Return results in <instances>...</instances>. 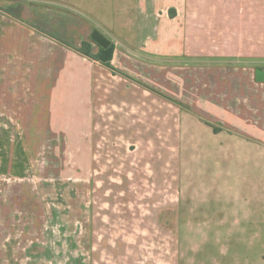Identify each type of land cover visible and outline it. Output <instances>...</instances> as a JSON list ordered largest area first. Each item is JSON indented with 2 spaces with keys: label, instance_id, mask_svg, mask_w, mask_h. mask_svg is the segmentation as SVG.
Wrapping results in <instances>:
<instances>
[{
  "label": "crops",
  "instance_id": "0c3cea01",
  "mask_svg": "<svg viewBox=\"0 0 264 264\" xmlns=\"http://www.w3.org/2000/svg\"><path fill=\"white\" fill-rule=\"evenodd\" d=\"M8 8L0 12V78H42L46 123L62 116L58 129L69 118L93 131L106 103L124 131L142 124L157 137L164 119L149 128L147 116L166 114L165 131L179 136L185 104L187 162L210 180L200 193L217 203L208 226L223 242L264 243V0H10ZM96 30L115 45V70L74 48L90 41L97 52ZM218 258L264 264V254L236 250Z\"/></svg>",
  "mask_w": 264,
  "mask_h": 264
},
{
  "label": "rangeland",
  "instance_id": "374dc122",
  "mask_svg": "<svg viewBox=\"0 0 264 264\" xmlns=\"http://www.w3.org/2000/svg\"><path fill=\"white\" fill-rule=\"evenodd\" d=\"M41 84L0 78V264H220L228 250L264 254L252 237L223 242L208 226L217 203L187 162L185 104L179 136L165 131L166 114L147 116L149 128L164 119L157 137L142 124L124 131L106 103L95 130L69 118L58 129L62 116L44 121Z\"/></svg>",
  "mask_w": 264,
  "mask_h": 264
},
{
  "label": "trees",
  "instance_id": "16d2710c",
  "mask_svg": "<svg viewBox=\"0 0 264 264\" xmlns=\"http://www.w3.org/2000/svg\"><path fill=\"white\" fill-rule=\"evenodd\" d=\"M74 48L80 53L97 61H100L102 64L106 65L107 67L114 69V67L111 64L115 49L114 43H111L106 48L99 45L98 51L95 53L92 51V43L90 41H83L80 47H74Z\"/></svg>",
  "mask_w": 264,
  "mask_h": 264
},
{
  "label": "water",
  "instance_id": "95a60500",
  "mask_svg": "<svg viewBox=\"0 0 264 264\" xmlns=\"http://www.w3.org/2000/svg\"><path fill=\"white\" fill-rule=\"evenodd\" d=\"M91 37L96 43H98L102 47L106 48L111 44V41L97 30L94 31ZM257 77L259 80H264V71L261 69H258Z\"/></svg>",
  "mask_w": 264,
  "mask_h": 264
}]
</instances>
